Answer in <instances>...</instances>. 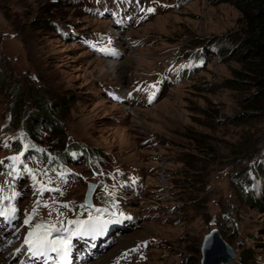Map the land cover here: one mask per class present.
Listing matches in <instances>:
<instances>
[{
    "label": "rangeland",
    "instance_id": "obj_1",
    "mask_svg": "<svg viewBox=\"0 0 264 264\" xmlns=\"http://www.w3.org/2000/svg\"><path fill=\"white\" fill-rule=\"evenodd\" d=\"M244 31L232 0H0V172L27 144L38 179L67 169L55 208L78 209L92 182L91 205L131 218L89 264H119L144 241L134 264H199L213 228L233 248L227 264H264V94L229 51ZM58 98L59 138L41 129L32 141L11 119L14 101L32 110ZM61 142L96 158L62 164ZM0 184L21 193L22 215L40 203L16 178Z\"/></svg>",
    "mask_w": 264,
    "mask_h": 264
},
{
    "label": "trees",
    "instance_id": "obj_2",
    "mask_svg": "<svg viewBox=\"0 0 264 264\" xmlns=\"http://www.w3.org/2000/svg\"><path fill=\"white\" fill-rule=\"evenodd\" d=\"M243 16L246 31L235 38H231L233 43L230 48L232 55L243 64L247 70L248 77L252 79L261 94H264V0H232ZM255 94H251V103L255 102ZM62 98L56 102L47 104L44 101H37L32 110L22 109L14 101L10 106L11 119L23 128L27 136L32 141L38 140L37 134L41 129H46L59 138L62 132V123L59 118L61 108L63 107ZM64 148V152L55 155L58 162L65 164L72 162L70 157L74 159L89 157L90 161L96 158V150L83 148L76 144L70 143L65 145L60 143ZM30 146L27 150L32 149ZM23 147L21 146L20 150ZM27 150L24 149L25 153ZM65 154H68L67 156ZM38 157L36 151L32 154ZM41 156H44L41 154ZM64 166V165H61ZM60 166V168H61ZM59 168V169H60ZM262 199L258 201V207H263L264 188L261 189Z\"/></svg>",
    "mask_w": 264,
    "mask_h": 264
},
{
    "label": "snow or ice",
    "instance_id": "obj_3",
    "mask_svg": "<svg viewBox=\"0 0 264 264\" xmlns=\"http://www.w3.org/2000/svg\"><path fill=\"white\" fill-rule=\"evenodd\" d=\"M147 11L151 13L154 12V9L148 8ZM102 51L108 52L109 50L104 49ZM4 147H9V144L5 142ZM29 147L30 146L27 144L23 145V148L25 150H27ZM23 155L24 152H21L19 155L8 157L7 159L10 160L12 164L5 166L11 167V171H8L7 173H0V175L11 176L14 179L17 177L22 178V174L17 172L15 165L24 164V162L21 160V156ZM4 163L5 162L3 160H0V165H4ZM24 172L31 174L32 180L37 184H40L39 181H36V175L33 169L28 168L27 164H24ZM45 175H47L46 172ZM59 179L61 180V182H63V174L60 175ZM52 182V179L49 178L48 183L50 184ZM45 190L58 191L60 192V195H63V192L60 191L59 188L49 189L47 188V185H41V187L37 189V191L41 193ZM0 191H2V189H0ZM20 195V192L12 191L11 196H0V202L4 200H15ZM43 206L45 208L50 207L46 203ZM60 207L71 209V206L68 203H64ZM78 207L88 210L90 206L87 204V201H85V204L79 205ZM17 211L18 209L15 206L0 208V217H3L7 221V223L11 224L18 218L16 215ZM101 211L106 212L107 209H95L96 213H100ZM53 212L56 213V218L54 220L51 219ZM36 213V208H33L31 210V213H26L23 220V225L27 226L32 224L34 215ZM48 215L50 219L32 225L31 229L28 231L27 236L24 239V244L28 246V251L30 252L31 256L35 259H42L43 264H48V261L53 259V257L49 255L50 253L56 254V257L59 260V264H67L69 254L72 251L73 238L95 237L99 235L108 224L116 222L114 220H105L102 218V216L93 215L91 212H89V215L86 219L76 218L68 219L65 221V214L59 211V208H53L51 211H49ZM120 215L123 214L121 213ZM112 216L116 217L117 214L113 212Z\"/></svg>",
    "mask_w": 264,
    "mask_h": 264
},
{
    "label": "water",
    "instance_id": "obj_4",
    "mask_svg": "<svg viewBox=\"0 0 264 264\" xmlns=\"http://www.w3.org/2000/svg\"><path fill=\"white\" fill-rule=\"evenodd\" d=\"M94 183L89 182L85 193V201L90 204V195L93 191ZM199 264H227L231 263L235 257L233 248L220 235L217 228L207 232L200 246Z\"/></svg>",
    "mask_w": 264,
    "mask_h": 264
},
{
    "label": "bare ground",
    "instance_id": "obj_5",
    "mask_svg": "<svg viewBox=\"0 0 264 264\" xmlns=\"http://www.w3.org/2000/svg\"><path fill=\"white\" fill-rule=\"evenodd\" d=\"M8 240L7 239L1 240V235H0V264H11V259L13 258V251H9V253L7 254H3V252L1 251L2 244L4 243L3 241L7 242ZM130 244H132V242L128 243L127 245L129 246ZM99 264H103V263H99Z\"/></svg>",
    "mask_w": 264,
    "mask_h": 264
}]
</instances>
